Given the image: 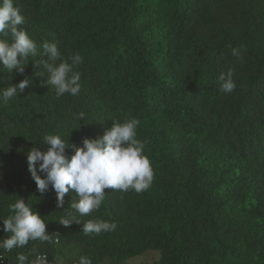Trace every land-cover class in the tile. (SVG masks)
Listing matches in <instances>:
<instances>
[{
  "label": "trees",
  "instance_id": "trees-1",
  "mask_svg": "<svg viewBox=\"0 0 264 264\" xmlns=\"http://www.w3.org/2000/svg\"><path fill=\"white\" fill-rule=\"evenodd\" d=\"M13 3L37 55L23 73L0 69V89L29 81L17 97H0V219L22 198L52 242L29 241L6 252L4 264H18V252L33 258V246L48 264H78L80 256L125 264L148 251L160 254L154 264H264V0ZM44 42L56 43L69 63L82 57L73 68L81 74L78 95L57 98L35 75ZM230 69L237 87L224 93L218 77ZM80 112L84 118L74 119ZM133 117L154 172L151 187L105 189L100 209L79 217L114 221L115 231L85 235L82 225L62 226L76 194L57 208L51 186L39 193L28 171L31 149L47 151L48 134L79 147L112 121ZM2 229L0 221V240L10 235ZM73 245L80 252L59 263Z\"/></svg>",
  "mask_w": 264,
  "mask_h": 264
},
{
  "label": "clouds",
  "instance_id": "clouds-1",
  "mask_svg": "<svg viewBox=\"0 0 264 264\" xmlns=\"http://www.w3.org/2000/svg\"><path fill=\"white\" fill-rule=\"evenodd\" d=\"M25 23L20 6H14L13 0H0V69L23 73L28 57L37 55V44L21 26ZM11 36L9 41L5 37ZM41 59L34 63L35 75L46 77L45 86H52L57 98L68 94L76 96L80 92L81 74L73 71L74 66L82 63V57L75 53L65 60L54 42H44ZM233 57H239L240 49L231 48ZM46 57L47 59H44ZM59 61V63H57ZM39 69H42L38 71ZM233 71L221 73L218 77L220 91L231 93L237 87L233 79ZM27 79L19 84L9 85L0 89V97L6 103L17 97L28 86ZM74 119L82 120L84 113H75ZM140 121L136 118L125 119L123 122L114 120L103 135L96 139L85 138L81 146L68 144L58 134L43 137L47 151L32 148L27 156L28 171L36 184L37 191L44 194L51 186L56 194V206L64 205V197L74 192L71 198V211L61 218L64 227L82 225L85 235L115 231L117 223L99 218L89 219L82 223L79 217L98 211L105 200V189L137 193L147 191L154 179L151 162L144 154L146 141L137 139V128ZM66 148H71V157L65 155ZM38 165V168L36 167ZM42 173L44 178H41ZM10 215L0 219L7 238L0 240V249L11 252L14 248H24L29 241L52 242V235L46 231V223L24 199L17 197L8 205ZM58 242V240H57ZM29 254L18 252V264H48L46 254L33 246ZM0 260L3 256L0 255ZM78 264H92L87 256H80Z\"/></svg>",
  "mask_w": 264,
  "mask_h": 264
},
{
  "label": "rangeland",
  "instance_id": "rangeland-1",
  "mask_svg": "<svg viewBox=\"0 0 264 264\" xmlns=\"http://www.w3.org/2000/svg\"><path fill=\"white\" fill-rule=\"evenodd\" d=\"M80 247L77 245L70 246L67 249H63V254L59 256L58 262L61 263L66 259L75 258L76 254L80 252ZM160 254L155 251H148L141 256H137L126 261L125 264H154L155 261H158ZM103 264H111L110 260L105 261Z\"/></svg>",
  "mask_w": 264,
  "mask_h": 264
},
{
  "label": "built area",
  "instance_id": "built-area-1",
  "mask_svg": "<svg viewBox=\"0 0 264 264\" xmlns=\"http://www.w3.org/2000/svg\"><path fill=\"white\" fill-rule=\"evenodd\" d=\"M6 252L3 249H0V255L3 256V260H0V264H4V256H5Z\"/></svg>",
  "mask_w": 264,
  "mask_h": 264
}]
</instances>
